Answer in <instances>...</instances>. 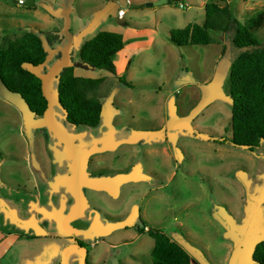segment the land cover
I'll return each instance as SVG.
<instances>
[{
  "label": "rangeland",
  "instance_id": "rangeland-1",
  "mask_svg": "<svg viewBox=\"0 0 264 264\" xmlns=\"http://www.w3.org/2000/svg\"><path fill=\"white\" fill-rule=\"evenodd\" d=\"M17 1L0 0V44L4 42V37H17L27 28L42 32L48 60L44 65L33 68L43 78L44 89L51 101L50 113L53 108H60L59 110L64 112L58 102L57 77L64 63H73L80 56L81 49L77 50L75 37H72L70 31L77 24L76 17H85L94 25L88 37L101 30L116 31L114 26H119L125 35L126 43L141 38L151 40L141 47L145 53L134 56L136 50L130 51L132 59L138 58L129 75L127 72L122 75L133 82V87L123 85L119 81V75L114 76L106 69L88 70L92 72L93 76L90 77L93 78L109 74L113 76L100 89V92L107 93L102 94L107 109L105 116L108 115L109 106H112V91L117 86H122L119 104L116 106L122 111L121 117L132 129L143 127L134 129L133 136H138L139 133L141 137L151 138L159 148L155 158L157 175L145 176L142 169L141 174L146 180L126 195L127 200L132 194L139 191L141 193L140 196L134 197L133 211L121 215L116 212L115 216L110 214L108 219H100L101 223L104 224L108 220L110 231H113V228H119L113 222L125 221L127 225L143 227L146 217L153 226L169 231V227H177L171 224L175 222V216L183 219L190 227H201L200 224L204 222L209 224L208 217L213 216L224 222L229 228V234L236 239L237 247L229 264H257L252 259L254 249L249 241L260 236L261 232L251 234V228L264 219V142L255 152L234 147L229 143L224 145L238 151L233 152L221 149L219 146L222 144L205 138L206 135L211 138L224 134L232 135V103L228 91L230 68L224 72L226 62L231 64L230 36L227 33L214 32L216 42L208 45L177 46L170 41L174 28L204 22L205 3L216 1L224 5L227 0H168L152 6L147 3L157 0H131V3L121 0L122 7L127 12L120 19L116 0H35L34 6L18 4ZM263 5L264 0H233L231 7L236 16L244 22L253 12L263 8ZM246 8L256 10L246 11ZM248 12L250 13L246 14ZM46 13L56 17L54 23L46 18ZM52 29L53 32L49 33ZM255 33L264 43V27L256 29ZM48 34L54 48L47 40ZM53 35H59L60 38L54 39ZM78 39H81V36ZM222 41L226 43L225 51L228 54L216 59L215 52L221 48L222 44L219 45V42ZM58 51L63 53V59L55 62L54 54ZM211 75L212 81L209 82L206 79ZM220 76L221 84L215 86V79ZM184 82L187 83L182 85ZM173 86L178 87V91L169 96ZM146 90L152 93L150 99H144ZM130 94L136 98L133 103L127 100ZM29 112L22 97L9 91L0 81V159L23 161L21 146L26 141H33L30 133L34 130L33 127H42L41 130H45L46 115L36 116ZM133 112L135 125L130 121ZM63 114L65 116V112ZM103 121L109 120L104 117ZM144 128L151 130L143 132ZM122 134L127 135L125 132ZM169 142L173 143L175 156L186 164L175 172L172 180L164 187L159 185L166 182L167 178L164 177L172 169L170 170L168 157L162 148L167 147ZM141 156L144 154L141 153ZM172 162L174 164V161ZM21 169H24L22 176H25L28 171L24 164ZM130 183L124 181L125 190ZM148 184L156 185L158 190L149 193ZM243 188L245 196L242 198L239 191ZM144 190L148 191L143 197ZM147 201H150L148 205ZM66 222L62 221L63 224H67ZM37 231L40 233L42 230ZM65 231L58 230L60 236L54 237L36 236L33 233L37 232H29L20 241L15 242L13 250L0 262L45 264L44 262L49 261L48 264H53L51 252H57L58 264H65V251L72 245L64 237ZM177 232L180 233L179 228ZM261 235H264V232ZM90 236L95 240L93 232ZM110 238L111 234L104 236V241L100 242L95 255L85 256L81 259V264L85 263V259L90 264H129L130 262H125L124 256L131 248L112 249ZM58 245L59 251H56ZM85 245L83 247L89 248L90 252L93 250L91 243ZM153 247V238L150 243H143L134 264H154ZM212 251L217 255L221 254L215 247H212ZM70 258L71 256H66V264H71Z\"/></svg>",
  "mask_w": 264,
  "mask_h": 264
},
{
  "label": "crops",
  "instance_id": "crops-1",
  "mask_svg": "<svg viewBox=\"0 0 264 264\" xmlns=\"http://www.w3.org/2000/svg\"><path fill=\"white\" fill-rule=\"evenodd\" d=\"M232 3L233 0H227L224 4L232 6ZM245 10L256 9L246 8ZM261 10H264V5L263 8L252 14H257ZM45 16L52 23L56 20V17L49 13H46ZM75 22L77 24L70 31L72 37H75L77 50H79L85 40L95 35L88 37L94 29V25L90 24L85 17H76ZM114 27H116L114 30L122 33V29L119 26ZM3 31L5 32V29ZM52 32L53 29L49 30V33ZM49 36L50 34H48L47 40L51 47L54 48ZM80 36L81 39H78ZM58 37L60 38L59 35L52 36L54 39ZM124 39L126 42L125 35ZM150 41V39L141 38L127 42L125 47L116 54V73L111 72V74L121 76L124 72L125 74L127 72V75H129L134 62L138 58L134 57L132 59L130 51L136 50L134 56L145 53V50L141 49V47ZM221 44V48L215 52L216 59H221L228 54L225 51L226 43L223 41L222 43L219 42V45ZM54 56L55 62L63 59L61 51L55 53ZM74 62L70 64H74ZM70 64L64 63L62 69ZM229 66L230 62H226L224 72H227L230 68ZM79 68L82 67H75L74 72L76 75L93 76L92 72L88 71L90 69L83 68V70H79ZM101 77L104 78L102 87L113 76L109 74ZM211 77L212 75L206 80L211 82ZM221 80L222 76L216 77L215 86H219ZM186 83L184 82L182 85ZM121 87L117 86L111 93L113 100L112 106L108 108V115L105 116L107 109L104 103L101 122L93 127L69 123L65 118L66 114L65 116L63 114L65 111L61 112L60 108L58 110L53 108L50 113V107H52L50 101L48 110L42 116L45 117L46 115L45 122L47 126L45 130H41L42 127L36 129L33 127L34 130L30 132L33 141L31 143L26 141L21 146L23 161L7 158L0 159V260L13 250L16 241H20L29 232H37L33 233L36 236L54 237L60 236L57 233L58 230L64 229L66 230V234H63L65 235L64 237L72 244L65 251V264L67 255L68 258L71 256L69 260L71 264H81L80 261L85 256L95 255L100 242L104 241V236L108 234H111L112 249L119 247L131 248V251L125 254L124 260L125 262H130L129 264H134L143 243L146 244L152 241L153 237L149 234V229L156 227L160 228L172 240L178 242L188 251L192 257L191 264H229L232 254L236 250L237 242L229 234L227 225L213 216L208 217L209 224L201 223V227L197 225L190 227L185 224L183 219L175 216V222H171V224L177 227H169L167 229L169 231L153 226V223H150L146 217L143 227L140 226V228H143V232L139 231L138 226L127 225L125 221L113 222L115 226H119L116 229L111 227L113 231H110L108 220L104 224L101 223L100 219H108L110 214L115 216L116 212L121 215L133 211L134 197L140 196L141 193L139 191L137 194H132L131 198L127 200L126 195L130 194L132 190L134 191L136 187L140 186L142 181L146 180L141 174L142 169L144 175L148 177L158 173L155 158L159 148L156 146L155 140L141 137L139 133L138 136H133L134 129L143 127L134 129L129 127L130 124L121 117L122 111L120 107H116L119 104ZM100 89L99 93L101 96L102 94H107L104 91L103 93L100 92ZM171 90L169 96L176 94L178 87L173 86ZM151 96L152 93L149 90L144 91V99H150ZM135 99L134 95L131 94L127 98L129 103L135 102ZM61 109L63 108L61 107ZM30 115L35 120L32 114ZM104 117L109 121L104 122ZM131 117L132 120L130 121L133 123L135 121L134 112ZM148 130H151V128H144L143 132ZM123 132L127 133V135H123ZM23 137L26 140L25 136ZM208 139L215 140L211 136ZM217 143L222 144L219 146L221 149L238 152L236 148L224 146L227 143ZM172 146L173 143L169 142L167 147L162 148L165 156L168 157L167 162L170 170H172L164 177V179L167 178L166 182L164 184L161 183L159 186L164 185L166 187L175 172L186 164L175 156ZM141 153L144 154L143 157ZM172 161H174V164ZM23 164L28 171L25 176H22L24 169H21V167ZM124 181L131 182L126 190ZM148 186L149 193L158 190L156 185L151 186L148 184ZM148 190H144L143 197L147 195ZM177 192L178 190L176 194ZM239 193L243 198L245 196L244 188ZM148 202L150 201H147L146 205H148ZM63 220L65 222L67 220V224H63ZM178 228L180 233L177 232ZM37 230L42 231L38 233ZM184 230H186V233H184ZM263 230L264 219H261L258 224L253 225L251 228V234L261 232L259 237L249 241L253 249L258 241L264 239V235H261L264 232ZM92 232L95 235V240L90 236ZM202 233H205V235ZM77 240L87 245L91 243L93 250L90 252L89 248L84 250L77 248L75 246V244H79ZM132 245L133 247H131ZM212 247L219 249L221 254H215L212 251ZM57 250L59 251V245L56 246ZM51 255L53 256V264H58L56 259L58 256L57 252H51ZM44 263L48 264L49 261Z\"/></svg>",
  "mask_w": 264,
  "mask_h": 264
},
{
  "label": "trees",
  "instance_id": "trees-1",
  "mask_svg": "<svg viewBox=\"0 0 264 264\" xmlns=\"http://www.w3.org/2000/svg\"><path fill=\"white\" fill-rule=\"evenodd\" d=\"M205 10L203 23L174 28L170 41L177 46L208 45L216 41L214 32L229 34L228 91L232 103V135L217 136L215 141L255 152L264 142V43L255 33L264 26V10L244 22L236 16L230 4L208 1ZM4 42L0 44V81L9 91L22 97L30 112L43 116L50 106V99L43 78L33 69L48 60L40 32L27 28L17 37H4ZM125 44L121 32L98 31L84 41L79 59L62 69L58 78V102L69 123L97 126L104 111L99 93L104 78L78 76L75 67L116 73L115 56ZM119 81L125 86H134L124 75ZM138 227L143 232V228ZM149 234L155 240L152 249L154 264L192 263L188 251L160 228H150ZM77 242L86 246L80 240ZM252 259L257 264H264V239L255 244ZM85 264H90L87 259Z\"/></svg>",
  "mask_w": 264,
  "mask_h": 264
},
{
  "label": "water",
  "instance_id": "water-1",
  "mask_svg": "<svg viewBox=\"0 0 264 264\" xmlns=\"http://www.w3.org/2000/svg\"><path fill=\"white\" fill-rule=\"evenodd\" d=\"M168 0H157V1H155V2H148L147 3V5H149V6H152L153 4H155V5H160V4H163V3H165V2H167ZM34 4H35V0H27L26 1V5H28V6H34ZM210 136H208V135H206L205 136V138H209ZM215 138V137H214ZM75 246L77 247V248H82L83 250L84 249H86L85 247H83V246H80L79 244H75Z\"/></svg>",
  "mask_w": 264,
  "mask_h": 264
},
{
  "label": "built area",
  "instance_id": "built-area-1",
  "mask_svg": "<svg viewBox=\"0 0 264 264\" xmlns=\"http://www.w3.org/2000/svg\"><path fill=\"white\" fill-rule=\"evenodd\" d=\"M27 0H18L17 3L18 4H26ZM131 0H127V3H131ZM116 3L119 5V10H118V16L119 18H123L127 12V10L122 7V1L121 0H116ZM181 6H183V4H181Z\"/></svg>",
  "mask_w": 264,
  "mask_h": 264
}]
</instances>
